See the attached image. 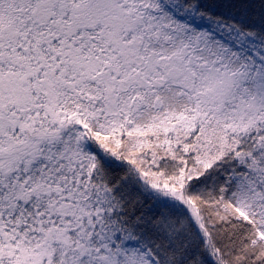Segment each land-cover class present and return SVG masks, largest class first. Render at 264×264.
I'll use <instances>...</instances> for the list:
<instances>
[{"label": "snow or ice", "instance_id": "6c2138e0", "mask_svg": "<svg viewBox=\"0 0 264 264\" xmlns=\"http://www.w3.org/2000/svg\"><path fill=\"white\" fill-rule=\"evenodd\" d=\"M0 264H264V0H0Z\"/></svg>", "mask_w": 264, "mask_h": 264}]
</instances>
